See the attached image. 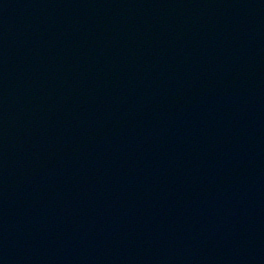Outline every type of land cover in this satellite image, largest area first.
Returning <instances> with one entry per match:
<instances>
[{"label":"water","instance_id":"1","mask_svg":"<svg viewBox=\"0 0 264 264\" xmlns=\"http://www.w3.org/2000/svg\"><path fill=\"white\" fill-rule=\"evenodd\" d=\"M0 264H264V0H0Z\"/></svg>","mask_w":264,"mask_h":264}]
</instances>
